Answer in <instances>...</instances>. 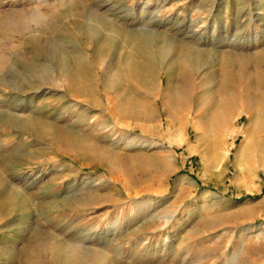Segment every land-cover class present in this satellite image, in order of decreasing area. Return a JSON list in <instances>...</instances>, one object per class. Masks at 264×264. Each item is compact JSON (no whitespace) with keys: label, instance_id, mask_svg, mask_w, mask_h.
<instances>
[{"label":"rangeland","instance_id":"rangeland-1","mask_svg":"<svg viewBox=\"0 0 264 264\" xmlns=\"http://www.w3.org/2000/svg\"><path fill=\"white\" fill-rule=\"evenodd\" d=\"M145 1L40 4L28 26L50 52L44 42L32 49L27 33L0 31L1 69L24 88L0 95L34 99L12 109L41 122L0 123V264H264V0H163L153 34L167 65L160 84L155 75L144 83L143 55L126 56ZM36 4L0 0V15ZM89 12L109 23L89 43L97 64L87 62L81 86L64 52L67 39L87 42L73 29ZM20 51L62 70L55 80L74 96L48 80L23 82L30 64ZM241 130L256 143L243 149ZM68 243L89 250L72 257L59 247Z\"/></svg>","mask_w":264,"mask_h":264},{"label":"bare ground","instance_id":"bare-ground-1","mask_svg":"<svg viewBox=\"0 0 264 264\" xmlns=\"http://www.w3.org/2000/svg\"><path fill=\"white\" fill-rule=\"evenodd\" d=\"M35 1L37 2V4L34 6V8H31L29 10H27L28 9L27 8V9H23V10L21 9V10H17V11L15 10L14 12L13 11L12 12H4L3 15H0V31H1V34H3V33H5V30L8 28V29L12 30V32L18 33L19 35H25L27 33L26 34L27 36L25 37V39H26V42L28 40V43L33 46L32 49H35V48L37 49V47L40 46L44 42L42 50H47L50 52L51 50H54L55 47L53 46V44L51 42H49V44L47 45L49 38L44 37V41H42V40L39 41L38 36H39L40 29L36 26H34L35 28L33 27L31 29V27L28 26L29 25L28 23L30 20L36 22L34 15H37V13H39L40 4L47 5L50 3L49 1H51V4L55 5V3H57V2L62 3L63 0H35ZM163 2H165V1L156 0L153 4H151L152 1H150V0H146L145 2H143L144 4L139 10V16L135 17V19L132 20L133 23L137 24V27L135 29L132 28L131 32H129L132 38L131 39L129 37L127 38L129 43H130V48H129L128 53L126 55L127 59L134 62L137 55H139V54L143 55V59H142L141 64H140V70H141V75H142V78H143L145 84L149 83V81L153 77V75H155V79H154V80H156L155 83L160 84V81L162 78L161 73L162 72L166 73V69H167L166 68L167 65H165V62L163 61L164 60L163 59L164 58V56H163L164 52H161L157 48V46L154 47V45H156V39L153 36L155 31L157 30V26L159 25V23L157 21H154V18L160 17L158 12H159V10H161V8L163 6ZM96 9L97 8H94V11H97ZM105 17H106V15H105ZM84 18H86V21H87L85 28H83V27L82 28H74L73 30L76 31L77 33H80L81 37L82 36L87 37V42L83 44L81 42L83 38L80 39L78 42H76L74 40H68L67 39V42L73 41V42H71V44H73V45L69 48V50L68 49L66 50L67 52H64L65 56H67V57L69 56V58H71L73 71L77 74V76H78L77 78H78V81H79L81 86L83 85V83H82L83 77L86 76L88 73H90V69H88V67H86L87 62H89L91 66H94L97 64L95 49L91 50L90 54L88 53L87 49L89 47V43H90V41H94L95 43H97L98 37H100V33L102 31H104L105 25L107 23H109V20L107 18H97V15L94 14V12L87 13L86 17H84ZM108 18H109V16H108ZM132 22H130V23H132ZM189 27H195V26L192 23L189 25ZM2 29H5V30H3L4 32L2 31ZM8 29H7V31H8ZM111 32H113V28L111 29ZM66 38H68V36H66ZM137 39L142 40V42H143L142 47L137 45V43H136ZM10 43H12V42H10ZM35 45H36V47H35ZM10 47H12V45H10ZM76 48H80V49L83 48L85 50V53H87L86 54L87 56L84 57L82 54H80V53H82L81 51L79 53V52H74L72 50V49H76ZM17 54L20 57L22 55L21 51L18 52ZM24 58L27 59L30 66H29V69L25 73L19 75L23 82L28 83V84H30L31 82L32 83L38 82L39 84H41L42 81L48 80L54 86H56L55 85V83H56L60 89H62L64 87L67 90V94L72 95L71 88L68 84H64L63 80H61V82H59V80H58L59 78L57 80H55L57 78V76L60 77L61 79L63 78L62 70L57 71L56 68L53 66L50 67L49 69L47 68V70H46L44 67L40 66L41 64H39V66H37L36 65L37 62L35 59L28 58V57H24ZM0 59H3V58H1V56H0ZM32 60L33 61L35 60L34 61L35 63H33ZM191 61H192V58L189 55H185L183 63H185L187 66H189L191 64ZM191 66H190V68H191ZM57 82L60 84H58ZM19 84L20 83H16L11 78H8L5 71L1 69V65H0V89L6 88V89H9L11 91L20 90L21 87H23V86L20 87ZM87 85H89V84H87ZM23 89H21V90H23ZM67 94L65 91H63V94H59L58 99L62 100L64 98H66ZM72 96H74V95H72ZM3 97H4V95L1 94L0 95V123L1 124H6V125L14 126V127H22V128L25 127V128H30V129H32L34 126H36V124H39V125L41 124V122H39L40 118L37 119L31 111L22 110V111L16 112L12 109V106H28V105H31V104L35 103L34 99H32V98L19 99V97L13 95L12 93L9 94V96L7 98H3ZM154 101L157 102V99L154 98ZM225 106H227V103L225 104ZM225 106H224V108H225ZM228 110H230V109H227V111ZM145 111H146V109H145ZM219 121H222V120H219ZM221 129L229 137H231L232 134L234 132H236L234 129H230L226 123H223ZM44 130H45V128H44ZM239 132H241V136L243 138V149H246L245 147L247 146V143L249 141H251L252 144L256 143V142L254 143V141H256L257 138L251 137L250 132L248 130H241ZM225 146H226L225 144H221V146H219L221 151H223V153H222L223 156H226L225 153H227V151H228L225 148ZM253 149H254V146H253ZM222 154H221V156H222ZM2 180H3V178H2ZM13 191H14V193L20 194L24 190L22 191L20 188L15 186V187L11 188V192H13ZM22 217L19 218L18 223H24L25 222V220H22L23 219ZM170 218L171 217H169V216H166L164 218L165 225L170 222ZM165 225H163L162 227H164ZM108 227H111V229H108V230L112 234L113 232H115L117 227L119 228L121 226H120V223L118 220H114L108 225ZM108 236H109V234H108ZM112 239H114V238L109 237L108 242L112 243L113 242ZM76 241H77V239H76ZM52 244H51V247H52ZM109 244H107V245H109ZM83 245L80 246L77 244L74 245V244L68 243V244H65L62 246L59 245V247L60 248L65 247V248L70 249L72 252V254H71L72 257H76V256H79V253L81 251L84 252V251L89 250V248L84 247ZM59 247L56 246L55 249L59 250L60 249ZM115 248H116V246H115ZM65 250L61 251V249H60L59 250L60 252L59 251L58 252L63 253V252H65ZM55 252H57V251H55ZM102 252H103V250H102ZM63 254H65V253H63ZM66 254H68V253H66ZM66 254H65V256H68ZM70 261L72 262V258ZM65 262H67V261L64 260V263ZM69 262H67V264Z\"/></svg>","mask_w":264,"mask_h":264}]
</instances>
